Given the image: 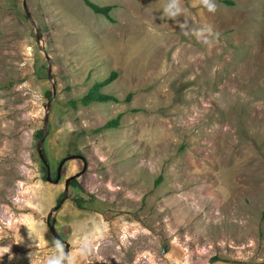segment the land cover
Masks as SVG:
<instances>
[{
	"label": "rangeland",
	"instance_id": "obj_1",
	"mask_svg": "<svg viewBox=\"0 0 264 264\" xmlns=\"http://www.w3.org/2000/svg\"><path fill=\"white\" fill-rule=\"evenodd\" d=\"M90 1L115 23L27 0L38 46L23 0H0V264H46L56 241L73 264H264V0H180L175 19L171 0ZM113 71L119 103H79ZM71 156L88 169L48 225L84 163L47 171Z\"/></svg>",
	"mask_w": 264,
	"mask_h": 264
},
{
	"label": "water",
	"instance_id": "obj_2",
	"mask_svg": "<svg viewBox=\"0 0 264 264\" xmlns=\"http://www.w3.org/2000/svg\"><path fill=\"white\" fill-rule=\"evenodd\" d=\"M23 9L25 11V17L29 20V22L32 24V26L35 28L36 30V33H37V42H38V46H42V37H41V32L38 28V25H37V22L35 21L34 17H33V14L28 6V3H27V0H23ZM41 50L43 51L44 55H45V58L48 62V78L49 80L52 82L53 84V90H52V97L49 99V102L47 103L45 109H46V118H45V125H44V129H43V136L42 138L40 139L39 143H38V152L40 154V157L45 160V156H44V151H43V146L45 144V141H46V138L48 136V133H49V115H50V109H51V105L52 103L55 101L56 97H57V90H56V84L54 82V78H53V66H52V60L46 50V48L43 46L41 48ZM74 159H81L84 163V169L81 173H79L78 175L76 176H72L70 178H68L65 182V191H64V195H63V198L60 202V204L55 207L54 209H52V211L50 212L49 214V217H48V225H50V220L52 218V216L57 213L60 208L62 207V205L65 203V201L69 198V187L71 186V184L73 182H76L77 179L86 173L87 169H88V163H87V160L85 157L83 156H80V157H74V156H71L69 158H66L64 159L62 162H61V165L59 167V171L57 173V178L56 180H53L51 178V175H50V170H48V173H47V180L51 183H54V184H58L61 180H62V168L63 166L70 160H74ZM54 233V235L56 237L57 236V233L55 231L54 228L51 229ZM67 245V251H66V256L68 255V252H69V245ZM64 264H66V262H64Z\"/></svg>",
	"mask_w": 264,
	"mask_h": 264
},
{
	"label": "trees",
	"instance_id": "obj_3",
	"mask_svg": "<svg viewBox=\"0 0 264 264\" xmlns=\"http://www.w3.org/2000/svg\"><path fill=\"white\" fill-rule=\"evenodd\" d=\"M83 1L86 4V6H88L91 10L94 11V13H96L97 15H101V16L105 17L111 23H115L114 19L111 16V12L115 9V6L101 7V6H98L94 3H92L90 0H83ZM225 4L229 5V6H233L234 2L225 1ZM118 76H119L118 72L113 71L105 81L100 82V83H96L94 85V87H92L90 92L79 101V103H81L83 106H89L93 103H110V102L111 103H119V100L117 98H115L114 96L102 94L100 91L105 86H108V85L112 84L114 81H116ZM47 97L50 99L52 97V92H48ZM131 99H132V95H130L128 97V101H131ZM77 104H78V102H75V101L71 102V105L73 107H77ZM121 119H122V115H119L116 119L109 121L106 125H104L101 129H99V131L97 130V132H101L103 130H108V129L119 128L120 124H121ZM37 136H38V138L41 139L43 136V130H40L38 132ZM44 156H45L44 163H47V157H46L45 152H44ZM47 173H48V171H47ZM159 182H160V180L157 182V184H159ZM73 184H76V183H73Z\"/></svg>",
	"mask_w": 264,
	"mask_h": 264
},
{
	"label": "clouds",
	"instance_id": "obj_4",
	"mask_svg": "<svg viewBox=\"0 0 264 264\" xmlns=\"http://www.w3.org/2000/svg\"><path fill=\"white\" fill-rule=\"evenodd\" d=\"M199 4L206 8L208 12L216 11V4L214 0H199ZM180 0H171V2L164 7L163 13L166 17L175 19L181 12L179 7ZM182 29L185 25H179ZM197 39H202L204 43H209L208 37L212 35V28L210 25H204L195 33ZM8 249H0V253L7 252ZM55 252L50 258L46 260V264H62V261L67 258L68 264H73L71 256H65L64 248L59 241L55 242Z\"/></svg>",
	"mask_w": 264,
	"mask_h": 264
},
{
	"label": "flooded vegetation",
	"instance_id": "obj_5",
	"mask_svg": "<svg viewBox=\"0 0 264 264\" xmlns=\"http://www.w3.org/2000/svg\"><path fill=\"white\" fill-rule=\"evenodd\" d=\"M73 183H76V182H73ZM73 183H72V184H73Z\"/></svg>",
	"mask_w": 264,
	"mask_h": 264
}]
</instances>
